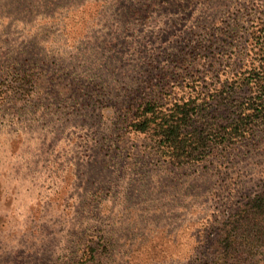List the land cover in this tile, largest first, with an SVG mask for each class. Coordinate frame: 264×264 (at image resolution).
<instances>
[{
    "label": "rangeland",
    "instance_id": "374dc122",
    "mask_svg": "<svg viewBox=\"0 0 264 264\" xmlns=\"http://www.w3.org/2000/svg\"><path fill=\"white\" fill-rule=\"evenodd\" d=\"M263 56L264 0H0V70L36 82L0 74V264H213L264 192V125L177 166L126 115L164 94L229 116Z\"/></svg>",
    "mask_w": 264,
    "mask_h": 264
},
{
    "label": "trees",
    "instance_id": "16d2710c",
    "mask_svg": "<svg viewBox=\"0 0 264 264\" xmlns=\"http://www.w3.org/2000/svg\"><path fill=\"white\" fill-rule=\"evenodd\" d=\"M262 63L253 67L248 76L240 78L241 87L251 86L249 96L238 99L229 116L211 120L213 117L204 107L206 102L198 99L171 101L163 94L134 106L126 115L128 128L149 135L157 152L174 165L204 162L216 151L241 143L252 136L257 127L264 125ZM12 70L10 66L0 70L1 78L11 82L7 85V93L20 94L24 98L31 96L36 84L32 74L26 70ZM213 264H264V192L231 217Z\"/></svg>",
    "mask_w": 264,
    "mask_h": 264
}]
</instances>
